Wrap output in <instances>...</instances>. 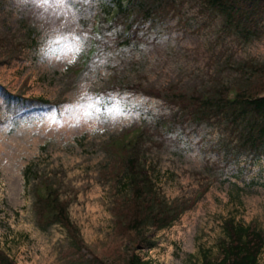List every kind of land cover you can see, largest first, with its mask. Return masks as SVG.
Instances as JSON below:
<instances>
[{
	"label": "rangeland",
	"instance_id": "374dc122",
	"mask_svg": "<svg viewBox=\"0 0 264 264\" xmlns=\"http://www.w3.org/2000/svg\"><path fill=\"white\" fill-rule=\"evenodd\" d=\"M107 3L0 0V251L15 264H123L132 253L144 264H217L226 222L264 231V153L236 157L237 129L225 120L198 124L176 104L121 86L189 94L255 85L249 76L264 66V32L245 42L223 30L203 0H180L139 24L129 46L102 33L105 44L77 77ZM26 22L41 33L21 45ZM138 127L152 183L143 213L188 206L162 229L146 219L140 240L124 226L135 193L107 147ZM35 175L69 202L80 244L60 225H38Z\"/></svg>",
	"mask_w": 264,
	"mask_h": 264
},
{
	"label": "trees",
	"instance_id": "16d2710c",
	"mask_svg": "<svg viewBox=\"0 0 264 264\" xmlns=\"http://www.w3.org/2000/svg\"><path fill=\"white\" fill-rule=\"evenodd\" d=\"M180 1V0H179ZM177 0H109L103 5L98 19L91 27L94 38L86 43L79 58L80 77L84 69L92 60L97 47L105 44L102 33L112 31L111 43L117 47L131 45L138 29L146 22L154 21L161 12L169 13L178 6ZM205 8L211 13L220 16L221 28L229 33L236 34L245 42L264 32V0H203ZM160 18V17H158ZM22 44L34 41L41 32L31 23L26 22ZM104 41V42H103ZM112 46V45H111ZM113 47V46H112ZM250 69L251 65H246ZM250 73L256 84L247 86L214 85L202 91L186 93L177 90L174 86L163 89L144 87L140 84L125 83L122 90L134 89L148 97L161 99L167 104H176L187 116L198 124L210 119H223L238 133V148L234 153L240 157L241 153L257 157L264 153V66L251 67ZM253 75V77H251ZM248 83V82H247ZM115 86V85H113ZM116 87V86H115ZM20 102H41L40 99H22ZM159 126L162 124L158 123ZM130 130L111 141L107 147L112 156L124 169L125 179L134 191L132 218L124 222L125 229L135 233L136 240H140L142 226L146 219L150 220L156 229L168 227L188 206L173 211L160 208L154 211L151 208L149 215L142 209L150 203L147 193H152V183L142 164L140 152L144 143L142 130ZM169 130V129H167ZM248 153V154H247ZM34 207L38 225L45 229L51 225L62 226L69 236L77 243H81L79 231L68 215L69 202L63 200L57 188L52 183L40 179L35 175ZM30 178H26L29 183ZM149 202V203H148ZM225 238L219 243L221 258L217 264H258V256L264 246V231L251 226H244L228 221L224 224ZM0 264H15L0 251ZM103 264V263H100ZM123 264H144L141 259L132 253ZM204 264H209L205 262Z\"/></svg>",
	"mask_w": 264,
	"mask_h": 264
}]
</instances>
